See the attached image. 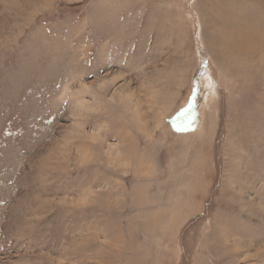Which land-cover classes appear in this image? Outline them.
Masks as SVG:
<instances>
[{"label":"rangeland","instance_id":"obj_1","mask_svg":"<svg viewBox=\"0 0 264 264\" xmlns=\"http://www.w3.org/2000/svg\"><path fill=\"white\" fill-rule=\"evenodd\" d=\"M0 264H264V0H0Z\"/></svg>","mask_w":264,"mask_h":264},{"label":"bare ground","instance_id":"obj_2","mask_svg":"<svg viewBox=\"0 0 264 264\" xmlns=\"http://www.w3.org/2000/svg\"><path fill=\"white\" fill-rule=\"evenodd\" d=\"M246 39H247V38H246ZM248 41H249V40H248ZM248 41H247V42H248ZM245 43H246V42H245ZM247 45H248V44H247ZM242 46H243V48L240 46V47H241V49H242V50H244L245 52H247V50H248V49H247V48H245V47H244V45H242Z\"/></svg>","mask_w":264,"mask_h":264}]
</instances>
